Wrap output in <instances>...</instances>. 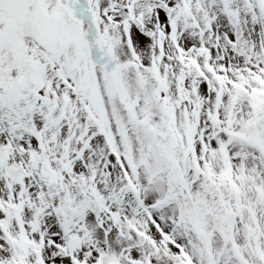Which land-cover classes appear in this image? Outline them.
Segmentation results:
<instances>
[{
	"label": "snow or ice",
	"instance_id": "snow-or-ice-1",
	"mask_svg": "<svg viewBox=\"0 0 264 264\" xmlns=\"http://www.w3.org/2000/svg\"><path fill=\"white\" fill-rule=\"evenodd\" d=\"M0 264H264V0H0Z\"/></svg>",
	"mask_w": 264,
	"mask_h": 264
}]
</instances>
